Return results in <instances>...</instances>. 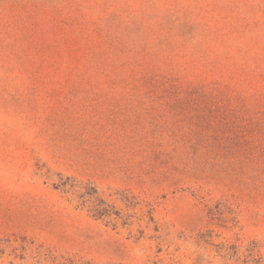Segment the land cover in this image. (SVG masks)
<instances>
[{
    "label": "rangeland",
    "instance_id": "374dc122",
    "mask_svg": "<svg viewBox=\"0 0 264 264\" xmlns=\"http://www.w3.org/2000/svg\"><path fill=\"white\" fill-rule=\"evenodd\" d=\"M257 261L264 0H0V264Z\"/></svg>",
    "mask_w": 264,
    "mask_h": 264
},
{
    "label": "trees",
    "instance_id": "16d2710c",
    "mask_svg": "<svg viewBox=\"0 0 264 264\" xmlns=\"http://www.w3.org/2000/svg\"><path fill=\"white\" fill-rule=\"evenodd\" d=\"M93 212H96L95 214H94V216H97V215H102L103 213L101 212V210H99V209H97L96 211H93ZM259 262L260 261H257V264H259Z\"/></svg>",
    "mask_w": 264,
    "mask_h": 264
}]
</instances>
